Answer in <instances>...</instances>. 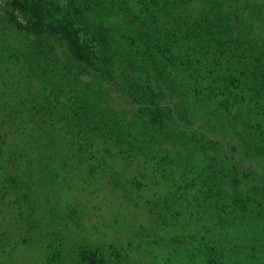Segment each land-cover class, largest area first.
I'll use <instances>...</instances> for the list:
<instances>
[{
	"label": "rangeland",
	"instance_id": "obj_1",
	"mask_svg": "<svg viewBox=\"0 0 264 264\" xmlns=\"http://www.w3.org/2000/svg\"><path fill=\"white\" fill-rule=\"evenodd\" d=\"M38 1L40 18L28 0H0V264H264V88L240 81L244 106L224 109L156 60L135 77L118 32L171 29L182 3L217 35L197 37L193 61L238 62L246 36L245 66L264 67V0ZM56 24L83 38L92 63L45 33ZM183 190L184 209L201 215L187 228L194 243L176 251L186 219L160 228L172 210L163 197Z\"/></svg>",
	"mask_w": 264,
	"mask_h": 264
},
{
	"label": "trees",
	"instance_id": "obj_2",
	"mask_svg": "<svg viewBox=\"0 0 264 264\" xmlns=\"http://www.w3.org/2000/svg\"><path fill=\"white\" fill-rule=\"evenodd\" d=\"M171 4V10L168 14V24L172 27L171 29H169L166 25H163V31L159 30L158 28L153 29V31L150 32L148 30L136 27V23L134 21V25L131 27L133 28V30L127 31V26H131L130 23H126V30H123L124 27L118 30V32H122L120 42L123 46V50L120 51V54L124 55L125 58L129 59V61L124 62L122 65L127 63L130 69H134L133 73L136 74L135 77H137L138 73L136 69H138V66H142L143 64L147 66L148 64L152 63L153 60H156L164 68L166 66V70L170 71L171 75L181 77L182 80L187 81L186 84H188L189 79H193L194 81H199L204 84V86L209 91L208 96L211 98H217L223 105L224 109H227L229 107L244 106L245 97L242 93L243 89L239 88L240 81H244L245 83H252L254 86L256 85L264 88V67L259 66L260 63H257L254 66H245L246 62L243 61L251 60L253 54H255L254 50L251 47L252 43L246 42L248 40V37L246 38L245 36L243 40L238 42V44H240V52L238 51L236 54H232V57L235 55V59L238 62L234 61L229 65H225L224 68H222L217 65L215 60L211 61L204 52L203 57L205 58V62L202 60L193 61L191 56L193 55V48L195 44L198 43L197 37H199L200 34H206L208 32H211L210 36L212 37H217V35L213 34V26L209 22L205 23V21L202 22L201 20H199L203 17V12L197 11L196 8H192L189 13H186L185 11L182 13L181 10L185 7V4ZM28 6L33 7L36 12V15H38V18H40V16L43 17L44 15H46V13L43 12L40 6V2L38 0H28ZM172 7L180 11L172 15ZM162 22L163 24L165 23L164 19L162 20ZM41 25H44V23L42 22ZM59 25L60 24H56L53 28H48V30H45V33L49 31V35L55 37V40L60 39L66 45L67 49L72 54V56H74L76 59L92 63L90 55L91 53H88V51L84 50V45L83 43H81V39L83 38H80V35L76 34V32H68L67 26ZM135 27L136 29H134ZM160 32L162 33L160 34ZM157 35H160L159 40L156 39ZM161 35L167 36V44L170 47L172 44L173 47L171 56L168 58L167 61L165 60V58L162 57L164 42H162ZM184 38L188 40V43L184 42ZM188 38H190L191 40H189ZM207 40L210 39L208 38ZM138 41H140V46L139 44H136ZM243 43L245 44V48H243L242 50ZM90 46L91 45H88V47ZM110 65L111 62L108 63V66L104 69V71H110ZM171 81L170 85L172 87H175L174 82ZM234 88H236V92L233 93L231 92V90L233 91ZM134 97L135 96H132V98ZM259 113L260 115L264 116V110L263 112ZM257 125L264 127V118L263 120L258 122ZM154 126H156L155 121ZM154 131L155 127L150 126V129L146 132L148 134L147 136L153 135L155 133ZM113 139V135L110 134L106 141L109 146L111 145L115 147L117 146L118 142ZM125 144H128V142H125ZM125 144L122 145V151L129 154L135 151L133 146L131 147L129 144L125 146ZM155 144H157V142ZM86 150L89 149H83V152ZM88 153L90 155H88L87 159L90 161V165L97 166L99 170H102L97 165L99 160L93 154H91V151H89ZM85 163L88 164L87 160ZM152 165L157 166L158 169H160L163 165L162 158H160L159 156H155L152 159ZM181 171L183 172V170ZM90 172L93 173L96 171H93L92 168L90 169ZM184 172L183 177L186 178L184 176ZM173 175L175 176L176 174L174 173ZM178 188L179 186L176 187V191L178 190ZM183 191L181 197L179 195L175 196V194L169 196L167 192H164L163 197V200L167 201V205L172 210L170 211L171 219L161 217L162 222L160 224V228L173 229L176 220H180V218L182 217L186 219L185 226L182 231L176 232L173 237V242H176L174 243V250L176 251H178V248L182 244L194 243L190 240V235L187 234V228L190 220L194 217V215H201L200 211H186L184 209L185 207H187L188 204V191ZM174 200L177 201L174 202V206L172 207L171 202H173ZM157 216L159 217V215ZM143 254L145 256L147 253L143 251Z\"/></svg>",
	"mask_w": 264,
	"mask_h": 264
}]
</instances>
